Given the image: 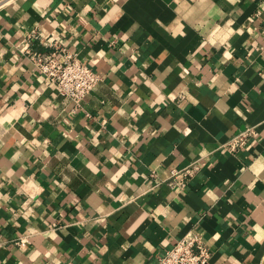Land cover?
Listing matches in <instances>:
<instances>
[{
	"label": "crops",
	"instance_id": "0c3cea01",
	"mask_svg": "<svg viewBox=\"0 0 264 264\" xmlns=\"http://www.w3.org/2000/svg\"><path fill=\"white\" fill-rule=\"evenodd\" d=\"M42 37L99 73L80 106ZM193 230L264 264V0H0V264H158Z\"/></svg>",
	"mask_w": 264,
	"mask_h": 264
},
{
	"label": "built area",
	"instance_id": "2783aa9c",
	"mask_svg": "<svg viewBox=\"0 0 264 264\" xmlns=\"http://www.w3.org/2000/svg\"><path fill=\"white\" fill-rule=\"evenodd\" d=\"M40 42L51 48L47 50L28 48V57L38 71L58 87L64 97L80 106L101 81L99 73L80 60L76 53L58 43L54 37L46 39L42 37ZM256 134L255 126L246 125L233 134L223 146L231 153H238L250 144ZM201 166L198 161H194L182 169H173L169 184L181 189L186 188L190 178ZM210 257L211 252L203 234L193 230L169 248L160 257L158 264H208Z\"/></svg>",
	"mask_w": 264,
	"mask_h": 264
}]
</instances>
